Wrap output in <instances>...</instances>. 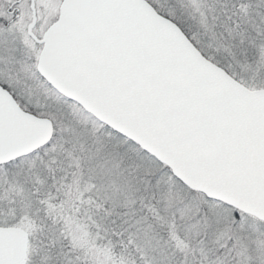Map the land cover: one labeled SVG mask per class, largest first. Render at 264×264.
I'll return each instance as SVG.
<instances>
[{"label":"snow or ice","instance_id":"snow-or-ice-1","mask_svg":"<svg viewBox=\"0 0 264 264\" xmlns=\"http://www.w3.org/2000/svg\"><path fill=\"white\" fill-rule=\"evenodd\" d=\"M0 264H264V0H0Z\"/></svg>","mask_w":264,"mask_h":264}]
</instances>
